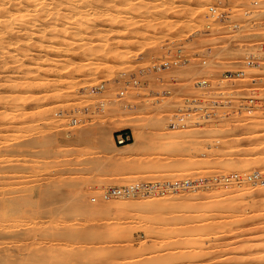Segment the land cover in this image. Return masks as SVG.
I'll list each match as a JSON object with an SVG mask.
<instances>
[{
    "label": "rangeland",
    "instance_id": "1",
    "mask_svg": "<svg viewBox=\"0 0 264 264\" xmlns=\"http://www.w3.org/2000/svg\"><path fill=\"white\" fill-rule=\"evenodd\" d=\"M28 1L0 24V264H264V185L212 181L264 174V0ZM187 98L217 115L169 125ZM175 179L208 183L103 196Z\"/></svg>",
    "mask_w": 264,
    "mask_h": 264
},
{
    "label": "built area",
    "instance_id": "2",
    "mask_svg": "<svg viewBox=\"0 0 264 264\" xmlns=\"http://www.w3.org/2000/svg\"><path fill=\"white\" fill-rule=\"evenodd\" d=\"M255 5L258 4L257 1L253 2ZM210 16H220L222 12L218 10L216 6L209 7ZM210 26V25H208ZM239 28V24L234 23L233 29L237 30ZM179 54V53H178ZM260 56L253 52L248 55L247 64H255L259 61ZM189 58H183L182 55H178L174 59L163 60L154 67L159 69H169L174 65H181L185 62H189ZM205 63V61H204ZM245 71H230L225 75V78L232 77V76H241L244 75ZM208 81L206 79H201L197 82V85L206 87L208 85ZM121 95L124 92L120 93ZM253 97L246 96L244 100L245 104L242 106L247 107L246 109H252L251 107L258 103ZM202 102H198L196 99H185V101L179 105L174 115L170 118L169 125L174 127H186L189 123H197L199 121H209L213 116L217 115V111H211L212 108L208 110V107L201 106ZM211 105L214 106H221L223 104L219 103L218 101H211ZM246 110V111H247ZM253 110V109H252ZM133 141V135L128 130H123L117 132L116 134V142L119 145H126ZM212 181L217 184H222L225 187H232V186H242L246 183H251L253 185H264V174L259 171H254L252 173L240 174V173H230L224 175L215 176ZM208 180L199 179L196 181H192L189 179H175L172 181H165V182H149L140 185H129L124 187H111L103 194L104 197H128L133 195H159V196H166L169 193L177 192L180 190H185L189 187H199L202 185H206ZM95 200V198L93 199Z\"/></svg>",
    "mask_w": 264,
    "mask_h": 264
},
{
    "label": "bare ground",
    "instance_id": "3",
    "mask_svg": "<svg viewBox=\"0 0 264 264\" xmlns=\"http://www.w3.org/2000/svg\"><path fill=\"white\" fill-rule=\"evenodd\" d=\"M30 1V0H29ZM28 1V2H29ZM53 1V0H52ZM60 1V0H59ZM27 2V0H0V24L2 25V26H4L5 27V29H4V31L6 30V31H8V28L10 27V25L11 24H13V22H16V24H21V23H24V20H23V18H21V17H15L14 18V16H12V15H14V14H12V13H14L13 11L11 12V10L12 9H10V7H12V6H20V7H22L23 5H25L24 3H26ZM37 2V1H36ZM56 2V1H55ZM61 2V1H60ZM87 2V1H86ZM89 2V1H88ZM104 2V1H103ZM31 3H34V2H31ZM29 3H27V5H28ZM35 4V3H34ZM38 4V3H37ZM84 4H86V3H84ZM83 4V5H84ZM71 5V4H70ZM82 5V4H81ZM32 6H34V5H32ZM89 6H90V4H89ZM25 7H27V6H25ZM37 7V6H36ZM59 7V6H58ZM92 7V6H91ZM90 7V8H91ZM24 8V7H23ZM28 8V7H27ZM30 8V7H29ZM96 8V7H95ZM18 9V8H17ZM31 9V8H30ZM24 10V9H23ZM16 11H18V10H16ZM32 11V10H31ZM20 12V11H19ZM26 12H28V11H26ZM24 13V12H23ZM30 13H32V12H30ZM19 14V13H18ZM27 14V13H26ZM34 15H35V13H33ZM28 15V14H27ZM34 15H32V16H34ZM21 16V15H20ZM27 17V16H26ZM26 17H24V18H26ZM35 17V16H34ZM37 17V16H36ZM29 19H31V17L29 18ZM28 19V20H29ZM27 20V19H26ZM32 20V19H31ZM30 21V20H29ZM15 24V25H16ZM1 26V27H2ZM17 26V25H16ZM20 26V25H19ZM22 26V25H21ZM10 28H12V27H10ZM23 28H25V27H23ZM23 28H21V29H23ZM24 30V29H23ZM6 34V33H5ZM1 39V38H0ZM7 49V48H6ZM6 51V50H5ZM1 53V52H0ZM6 52H4V54H5ZM3 54V55H4ZM2 55V54H1ZM6 57V59L9 57V55H8V57L7 56H5ZM2 61V60H1ZM5 64V63H4ZM248 72L246 71V74H247ZM246 78V77H245ZM248 78V77H247ZM259 86H257L256 88H258V89H256V90H259L262 86H261V84H262V82L261 83H257ZM249 97H253V96H249ZM251 113H252V109L251 110H249ZM177 136L175 135L173 138H171L170 139V141L172 142V143H177ZM170 142V143H171ZM133 145V143H130V144H127L126 146H127V148H129V147H131ZM134 185H139L140 183L137 181V182H135V183H133ZM178 192V191H177ZM152 202H154L153 203V205L155 204V201H152ZM157 202V201H156ZM158 203V202H157ZM19 256V255H18ZM16 261V260H15ZM14 262V261H13Z\"/></svg>",
    "mask_w": 264,
    "mask_h": 264
}]
</instances>
